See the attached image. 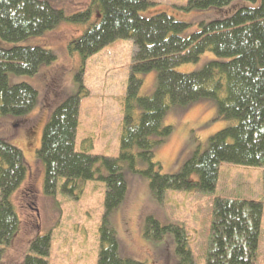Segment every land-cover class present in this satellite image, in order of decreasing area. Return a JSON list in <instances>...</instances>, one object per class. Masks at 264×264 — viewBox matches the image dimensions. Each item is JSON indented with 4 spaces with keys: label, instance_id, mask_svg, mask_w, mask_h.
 <instances>
[{
    "label": "trees",
    "instance_id": "obj_1",
    "mask_svg": "<svg viewBox=\"0 0 264 264\" xmlns=\"http://www.w3.org/2000/svg\"><path fill=\"white\" fill-rule=\"evenodd\" d=\"M152 4L150 0H93L89 9L67 16L49 0H0V37L6 42L43 35L63 20L86 23L94 13L99 15L97 22L69 45L83 61L117 39L134 41L122 99L119 155L92 153L89 139L88 148L76 149L81 101L89 94L82 81L83 67L76 76L81 90L51 112L37 151L45 170L43 189L49 196L56 195L59 186L77 196L83 182H105L98 264H143L120 255L110 221L128 193L125 163L148 177L159 200L168 190L214 191L224 162L264 165V0H188L187 10L214 9L211 17L216 18L202 21L200 28L187 36L182 33L189 24L166 12L143 16L141 12ZM208 51L223 60L209 61L190 73L176 70L179 65L197 62ZM56 58L52 50L41 46L0 44V117L24 116L38 101L36 88L26 82L10 85L8 74L34 75L42 64H51ZM153 70L158 71L157 88L149 96H140L141 75ZM203 98L215 99L219 114L235 123L213 134L208 148L195 153L180 172L161 173L160 163L154 161V148L171 134L172 127L163 125L168 109ZM138 156L148 163L145 170L135 169ZM27 171L23 152L0 138V264H5V250L20 230L13 197L24 184ZM194 174L199 180L193 179ZM263 213L261 201L216 198L206 264H256ZM167 233L174 235L181 263L194 264L186 228L147 217L146 236L160 240ZM51 246V234L37 235L18 264H50Z\"/></svg>",
    "mask_w": 264,
    "mask_h": 264
},
{
    "label": "rangeland",
    "instance_id": "obj_2",
    "mask_svg": "<svg viewBox=\"0 0 264 264\" xmlns=\"http://www.w3.org/2000/svg\"><path fill=\"white\" fill-rule=\"evenodd\" d=\"M55 8L63 9L67 16L89 9L93 0H49ZM153 2L141 14L145 17L166 12L177 20L189 24L182 33L187 36L200 28L202 21H211L214 9L187 10L188 0H150ZM99 15L86 23L63 20L43 35L31 37L19 43L2 40L4 47L14 45L41 46L56 55L51 64H42L34 75L8 74L10 85L26 82L38 91L34 109L24 116L0 117V138L5 139L23 152L27 177L13 197L20 217V230L4 253L5 264H18L28 252L29 245L37 235L51 234L50 264H98L100 250L99 229L104 215L105 182H83L77 196L63 192L61 186L54 196L45 194V170L37 156L41 147L43 131L51 112L69 96L81 90L76 76L84 68L82 81L89 94L81 101L80 119L76 139L77 151L88 148L92 140L94 154L118 156L123 120L122 103L126 94L130 68L135 52L133 39L120 38L100 52L83 61L80 53L70 51V42L81 36ZM219 58L206 52L197 62L179 65L176 70L190 73L201 70L205 64ZM223 60V59H219ZM58 75V86H47L52 75ZM143 85L140 96H149L157 88L158 71L141 75ZM234 120L219 114L215 99L203 98L168 109L163 125L171 126V134L154 148V161L160 163L164 174H176L195 153H203L209 146V138L225 129ZM135 152L139 149L136 147ZM124 164L128 193L122 206L110 216L119 242V253L143 264H182L176 253L172 233L156 240L145 235L148 216L162 224L184 226L189 235V246L194 264H206L211 248V224L214 202L218 197L237 200H255L264 204V165L246 166L224 162L220 166L216 188L211 192L199 190H168L159 200L150 188L149 179L143 173ZM148 163L139 156L135 169L145 170ZM104 174L107 171L103 170ZM199 180V175H193ZM61 184V183H60ZM184 264V263H183ZM264 264V213L260 232L259 260Z\"/></svg>",
    "mask_w": 264,
    "mask_h": 264
},
{
    "label": "flooded vegetation",
    "instance_id": "obj_3",
    "mask_svg": "<svg viewBox=\"0 0 264 264\" xmlns=\"http://www.w3.org/2000/svg\"><path fill=\"white\" fill-rule=\"evenodd\" d=\"M58 81H59L58 75H56V74L52 75L49 78L48 83H47V86L50 88L51 91L57 88Z\"/></svg>",
    "mask_w": 264,
    "mask_h": 264
}]
</instances>
